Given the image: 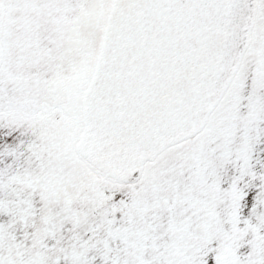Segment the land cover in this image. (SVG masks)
<instances>
[{
	"label": "snow or ice",
	"instance_id": "6c2138e0",
	"mask_svg": "<svg viewBox=\"0 0 264 264\" xmlns=\"http://www.w3.org/2000/svg\"><path fill=\"white\" fill-rule=\"evenodd\" d=\"M0 264H264V0H0Z\"/></svg>",
	"mask_w": 264,
	"mask_h": 264
}]
</instances>
